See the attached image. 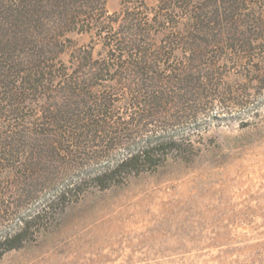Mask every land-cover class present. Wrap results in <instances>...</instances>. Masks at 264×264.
Returning a JSON list of instances; mask_svg holds the SVG:
<instances>
[{"label":"rangeland","instance_id":"374dc122","mask_svg":"<svg viewBox=\"0 0 264 264\" xmlns=\"http://www.w3.org/2000/svg\"><path fill=\"white\" fill-rule=\"evenodd\" d=\"M161 3L107 0L105 9L116 20L114 25L122 26L130 22V12L149 23ZM154 25H150L152 44L160 45L166 34L163 31L169 27ZM182 26L185 31L186 24ZM68 39L70 49L60 58L70 71L77 69L74 51L91 55L98 62L106 59L108 53L102 39L78 32L69 33ZM259 46L252 55L244 54L239 62L217 60L213 69L216 73L208 72L206 79L200 78L194 97H202V86L215 88V95L205 98L207 88L204 101L194 106L202 112L194 115L195 123L172 127L185 139L179 153L159 156L151 169L128 173L122 182L105 188L85 183L64 201L53 202L50 210L43 203L58 190L62 177L72 175L80 165L88 168L102 162L94 163L86 157L74 162L73 155L71 159L60 153L52 155L47 147L49 138L47 142L36 136L33 140L25 138L20 143L25 145V151L21 155L14 153L17 157L0 146V235L14 233L25 225V220H30L21 232L23 240L15 243L18 246L0 251V264H264V75L257 71L259 67L264 69V40ZM169 74L167 70L160 72L165 79ZM99 78L92 81L96 89H85V95H110L114 104L110 122L130 127L127 122L134 110L131 91L107 79L111 78L109 74ZM177 90L172 87L157 94L178 105L180 96L190 94ZM4 92L0 87V98L6 96ZM36 95L26 93L21 107L17 103L16 118L7 116V111L0 116L1 143L5 142V133L14 135L16 127L36 131L37 118L44 115L42 108L48 102ZM245 95L249 103H236ZM57 98L55 104L68 110L85 100L79 96L66 101L60 93ZM158 104L160 109L165 108L164 102ZM5 105L0 101V111ZM195 108L192 113L197 111ZM174 111L173 107L168 116L159 119L166 123L172 119L185 121L189 116L188 112ZM31 114L35 123H30ZM131 128L139 132L142 127ZM144 128L158 129L154 124ZM123 135L118 138L127 141L129 135ZM9 140L12 138L6 142ZM113 146V152H108L112 155L128 145ZM101 149L105 148L99 144L81 152ZM35 214L42 219L29 218Z\"/></svg>","mask_w":264,"mask_h":264},{"label":"trees","instance_id":"16d2710c","mask_svg":"<svg viewBox=\"0 0 264 264\" xmlns=\"http://www.w3.org/2000/svg\"><path fill=\"white\" fill-rule=\"evenodd\" d=\"M106 1L0 0V87L4 88L6 95L0 98L6 104L0 116H5L7 111V116L14 115L16 118L19 109L16 105L19 103L21 107L26 93L33 92L38 99L44 98V103L48 101L42 108L44 115L37 118L36 131L22 126L15 128L14 135L6 136L5 133V142H0L2 150L17 157L14 153L21 155L25 151V145L20 143L25 138L33 140L36 136L41 142L42 138L46 142L50 139L47 147L50 152L53 151L52 155L60 153L68 159L73 155L74 162L84 157L94 163L97 160L102 162L88 168L80 165L75 173L62 177L57 183L58 190L50 193L43 203L46 210H50L53 202L64 201L76 191L75 188L78 190L85 183L105 188L122 182L128 173L151 169L159 156L169 152L179 153L185 139L172 127L195 123L194 115L202 112L194 106L204 101L205 91L209 89L206 98L215 90L202 86V97L195 98L193 93L199 89L200 78L206 79L208 72L216 73L213 69L217 60L239 62L244 54L252 55L254 50L260 49L259 44L264 40V0H161L154 19L149 23L136 17L135 12H130V22L122 26L114 25L116 20L107 13ZM161 23L169 28L163 31L166 34L161 38L160 45L152 44L150 25L161 27ZM182 24H186L185 31H182ZM71 32L88 33L102 39L108 53L106 59L98 62L92 60L91 55L74 51L77 69L70 71L60 56L70 49L66 42ZM165 61L170 65L164 64ZM165 70L170 73L166 79L160 75ZM257 71H262L264 75L263 67ZM108 74L111 78L107 79L115 85H123L132 93L130 104L134 110L127 122L130 127L110 122L114 116L110 95L102 98H99L100 95H85V89H96L92 82L94 78L101 79ZM193 74H197L199 79L190 78ZM168 83L169 86L166 85ZM172 87L190 96H180V105L166 96H158V92H166ZM58 93L63 94L65 100L79 96L85 100L68 110L64 105L55 104L54 100L59 101ZM244 97L236 103L243 106L249 103L248 96ZM162 102L166 105L160 109L158 103ZM173 107L174 113H189L185 121L172 119L165 123L159 119ZM192 108L197 111L192 113ZM33 116H29L33 120L30 123L36 122ZM147 124H154L158 129L148 130L144 128ZM132 126L142 128L138 132L137 129L133 131ZM123 134L129 135L127 141L118 138ZM10 138L12 140L6 142ZM89 141L91 144L87 145ZM94 142H99L105 149L81 152L99 145ZM124 144L128 146L122 147L121 153H108L113 152V145L121 148ZM29 218L42 219L39 214L29 215ZM29 221L25 220V225L17 232L1 233L0 251L18 246L15 243L23 240L21 232L27 228Z\"/></svg>","mask_w":264,"mask_h":264}]
</instances>
